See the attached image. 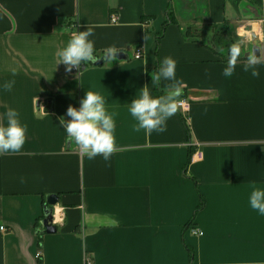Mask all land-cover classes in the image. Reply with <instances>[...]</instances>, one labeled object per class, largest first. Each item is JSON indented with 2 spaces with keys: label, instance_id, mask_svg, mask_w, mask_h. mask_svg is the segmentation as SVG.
Returning <instances> with one entry per match:
<instances>
[{
  "label": "crops",
  "instance_id": "obj_1",
  "mask_svg": "<svg viewBox=\"0 0 264 264\" xmlns=\"http://www.w3.org/2000/svg\"><path fill=\"white\" fill-rule=\"evenodd\" d=\"M86 27L97 61L68 72L57 52ZM221 30L264 61V0H0V123L16 109L27 125L23 149L0 153V264H264V215L248 202L264 187V63L253 77L238 59L224 77ZM110 48L126 59L103 60ZM165 56L191 109L164 132L136 131L129 105L145 85L156 95ZM87 90L114 113L107 161L57 125Z\"/></svg>",
  "mask_w": 264,
  "mask_h": 264
},
{
  "label": "clouds",
  "instance_id": "obj_2",
  "mask_svg": "<svg viewBox=\"0 0 264 264\" xmlns=\"http://www.w3.org/2000/svg\"><path fill=\"white\" fill-rule=\"evenodd\" d=\"M94 36L93 29L86 27L84 30L74 33L67 44L57 55L58 62L66 65V71L71 72L73 68L80 69L83 62L88 66L97 61L94 53L95 41L90 39ZM118 49L110 48L103 60L116 59ZM230 58L223 68L222 75L226 78L233 76L237 60L241 55L240 47L233 44L229 49ZM264 61L257 59L255 55H249L248 62L243 65L245 72L251 76L259 77L258 64ZM177 61L171 56L161 59L158 68L151 74L152 87H157L161 80L170 81L168 91L164 95H153L147 86L139 89L135 98L131 100L129 112L137 121L136 131L141 129L146 133L164 132L167 121L176 114L177 100L183 94L182 81L176 75ZM15 75V69L12 70ZM15 81H8L2 85L5 90H11ZM66 115L58 118V126L63 128L66 135L79 145L81 152L88 159L102 156L109 160L114 152L115 145V120L114 113H109L106 108L105 97L99 92L87 90L80 101L79 108L69 105ZM6 123H0V153H18L26 142L27 125L21 121L20 114L16 109L7 111ZM249 205L260 215H264V187H254L249 195Z\"/></svg>",
  "mask_w": 264,
  "mask_h": 264
},
{
  "label": "water",
  "instance_id": "obj_3",
  "mask_svg": "<svg viewBox=\"0 0 264 264\" xmlns=\"http://www.w3.org/2000/svg\"><path fill=\"white\" fill-rule=\"evenodd\" d=\"M250 54H246V57H249ZM252 55H255L257 58L260 57V50L257 46H255L252 50ZM116 56L119 59H126V55L124 53H116ZM98 63H103L102 60H100ZM39 105V103H38ZM59 202V198L57 195H50L47 199V205H46V210H45V214H46V218L44 220V226L46 229V232L52 233V232H56V226H54L52 224L53 221V206L57 205V203Z\"/></svg>",
  "mask_w": 264,
  "mask_h": 264
},
{
  "label": "built area",
  "instance_id": "obj_4",
  "mask_svg": "<svg viewBox=\"0 0 264 264\" xmlns=\"http://www.w3.org/2000/svg\"><path fill=\"white\" fill-rule=\"evenodd\" d=\"M116 21H117V16H116V15H113V16L111 17V22L115 23ZM137 54H138V55L141 54V53H140V49L137 50ZM177 105H178L177 109H178V110H181L182 112H189L190 109H191L190 102H189L186 98H179V99L177 100ZM203 156H204L203 152H202L201 150H197V151L195 152V154L193 155L192 159H193V160H195V159L201 160V159H203ZM0 229L4 230V226H1ZM193 232H194L195 234L202 235V232H200V231H198V230H193ZM37 256L40 258V257H41V252H38Z\"/></svg>",
  "mask_w": 264,
  "mask_h": 264
},
{
  "label": "trees",
  "instance_id": "obj_5",
  "mask_svg": "<svg viewBox=\"0 0 264 264\" xmlns=\"http://www.w3.org/2000/svg\"><path fill=\"white\" fill-rule=\"evenodd\" d=\"M170 11H171V8H170ZM172 16H171V14H169V18H168V22H170V21H174V19L172 18ZM216 42L218 43V45L219 46H222V45H227L228 44V40H223V39H221L220 37L219 38H216ZM230 49V48H229ZM238 59H246V57L244 56V54L242 55V56H240ZM156 70V69H155ZM150 78H151V76H150ZM155 94L157 95V96H159V95H164V94H166L161 88H160V84L157 86V87H155ZM203 205H204V201L202 200V202H201V204L199 205V207H198V209L197 210H199V209H201L202 207H203ZM190 255H191V257L193 258V256H194V252L192 251V250H190Z\"/></svg>",
  "mask_w": 264,
  "mask_h": 264
},
{
  "label": "rangeland",
  "instance_id": "obj_6",
  "mask_svg": "<svg viewBox=\"0 0 264 264\" xmlns=\"http://www.w3.org/2000/svg\"><path fill=\"white\" fill-rule=\"evenodd\" d=\"M214 36L216 38H219L220 37L223 40H228V44H230V46L233 45V44L239 46L240 47V50H241V55L240 56L243 55V53H242V45L240 43H237L238 41L235 40V38L233 37L232 34L231 35L230 34L228 35V33H225V32H223V30H221V31H214ZM215 45H218V43L216 42Z\"/></svg>",
  "mask_w": 264,
  "mask_h": 264
}]
</instances>
